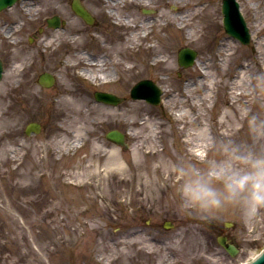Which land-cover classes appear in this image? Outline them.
I'll use <instances>...</instances> for the list:
<instances>
[{
  "label": "rangeland",
  "instance_id": "374dc122",
  "mask_svg": "<svg viewBox=\"0 0 264 264\" xmlns=\"http://www.w3.org/2000/svg\"><path fill=\"white\" fill-rule=\"evenodd\" d=\"M19 1L11 16L6 14L9 9L0 13V83L6 86L0 90V264H241L258 254L264 248V207L251 218L238 205L208 215L183 211V177L177 166L207 168L225 155L264 153V18L259 20L264 0H238L254 35L255 44L248 46L225 34L222 0H144L142 7L136 5L140 0H128L116 5L120 16H131L133 41L131 29L115 28L116 20L105 14L111 0H81L94 16L92 26L72 12L67 0L66 14L59 17L64 24L56 30L67 38L68 23L78 20L83 41L77 52L89 54L82 59L91 55L114 67L117 81L103 87L78 77L80 66L65 65L70 62L65 45L51 56L56 61H47L51 57L41 43L49 31L46 21L55 13L43 12L40 0H27L36 7L28 17L18 8ZM194 1L199 4L196 15ZM181 16H187L184 28ZM145 21H154L150 38L137 39L139 23ZM9 25L14 30L3 37ZM38 29L43 31L37 34ZM116 33L126 48L119 65L103 45L105 39L112 43ZM34 34L37 38L29 43ZM184 47L196 51L209 77L177 65ZM29 52L36 61H28L24 73ZM227 52L232 55L223 60L220 73L218 62ZM156 54L168 60L165 73L164 62L149 64ZM51 62L55 80L47 89L36 80ZM246 64L250 95L232 103L228 85ZM90 70L98 73L96 67ZM165 77L167 85L160 80ZM142 79L166 86L173 96L193 87L194 81L202 79L203 85L188 98L194 106L188 101L166 108V95L158 106L129 97V89ZM64 87L72 99H83L76 110L64 104ZM96 91L123 101L116 106L98 103ZM16 113L22 122L12 121ZM180 114L185 118L178 121ZM30 122L41 125L39 134H24ZM112 129L134 134H126L127 150L105 140ZM204 137L209 142L213 137L207 154H191V143ZM166 221L172 226L165 228ZM221 236L235 247L234 256L218 244Z\"/></svg>",
  "mask_w": 264,
  "mask_h": 264
},
{
  "label": "bare ground",
  "instance_id": "6f19581e",
  "mask_svg": "<svg viewBox=\"0 0 264 264\" xmlns=\"http://www.w3.org/2000/svg\"><path fill=\"white\" fill-rule=\"evenodd\" d=\"M67 0H40L39 5L41 7L42 10V6H43V12L46 13H50L51 11H53L55 13L56 16L61 17L64 16L66 14L65 12V3ZM79 3L81 0H78ZM128 0H111L109 2V5L105 4L107 6V11H106V15L108 17H113L116 22H113V26L115 28L118 27H122L123 29H131V38L133 41V37L135 36L134 30L135 26L132 25V20H131V16L126 14V15H119L116 11L115 6L116 5H122L125 4V2H127ZM178 1V0H177ZM131 3L135 4V1L131 0ZM81 4V3H80ZM147 3L144 2V0H140L139 2H136V5L139 7L145 6ZM199 4H196V1H194V15L198 14L199 12V8H198ZM14 7V6H13ZM9 8L8 11H6V14L8 16H11V14H14L16 9L15 8ZM18 8L21 10V12L23 14H25L28 17H31V11L35 10V6H31L30 4L27 3V0H21L19 2V6ZM256 11V10H255ZM260 12V11H259ZM34 13H32V15H34ZM119 17V18H118ZM121 17V18H120ZM264 17H261L259 20L263 19ZM119 19V20H118ZM185 20H187V16H181L180 18V25L183 23L184 25H181L182 28L185 27ZM154 21H145V23H139V27L140 29L138 31H140V34H137L136 36L138 37L137 39L143 40V39H149L150 38V32L148 31L150 29V27L152 26ZM164 22V21H163ZM15 24V23H12ZM255 25L258 24V21H255L254 23ZM144 26V28H143ZM14 27L13 25H9V27L5 30V33L3 37H8L9 35H11V33L13 32ZM257 30V28H256ZM259 30V29H258ZM42 31V30H41ZM147 31V32H145ZM67 32L70 34L69 37L67 38H62L60 33L55 29V28H49V31L46 33V36L42 39V47L44 48L43 50H40L41 54L42 51L43 52H48V56L51 57L56 51L59 50V48L63 45L67 46V61H70L69 63H65V65L67 67H75V66H80L82 69L75 72V74L78 77H82L85 78L87 80H89L90 82H93L96 86L98 87H103V85L105 84H111V83H115L116 77H115V72H114V67L111 68H107L105 61H97L96 59H94V57H92L90 55V59L89 60H84L82 59L83 56L87 55L89 57L88 53H79L77 52L78 46L81 45L82 41H83V35H80L81 32H83V28L78 24V20L74 19V21L68 23L67 25ZM251 37H252V41L255 44V40H254V35L253 32H251ZM95 39H97V36H95ZM124 42H126V39H123ZM103 45L104 48L107 50V52L112 53L116 56V60L114 61V65H119L121 63V61L124 60V58H121L122 54L126 53V48H125V44L119 41V35L116 33L114 38H113V42L110 43L109 40H104L103 41ZM51 46V47H49ZM154 46V45H153ZM152 45H150V47H153ZM49 48V49H48ZM134 46L132 45L131 49H133ZM75 50L77 53H71V51ZM260 52H256V54H258V59L259 61L261 60L260 57ZM230 55H232V53H225L223 57H221V61L218 62V68L220 69V73L223 67V63L225 61L226 57H230ZM54 57V56H52ZM49 58L47 59V61H56V58ZM155 59H152L151 62L149 64H152L153 62L157 63V62H164V66H163V72L165 73L167 71V69L169 68L167 61L165 59H159V57L156 55H154ZM28 61H36V57L34 55L33 52H29L27 55V60L24 62V64H22L23 67V72L25 73L27 70V64ZM66 61V60H64ZM205 62L202 64L200 63L198 60L195 61L194 65L192 66V69H194L195 72L197 73H201V76L205 77H209V73L205 72ZM260 64V63H258ZM54 67L53 63L51 62L49 64V68L47 69V73H50V70ZM92 67H96L98 70V73L96 75H94V73L90 70V68ZM131 67H126V71L130 70ZM248 65H241L238 69H237V76H235V79H233L231 81V83H229L228 85V89H227V94L229 93L230 95H232V103H236L241 97L245 98L248 97L250 95V92L248 90V84L247 82L244 80V76L245 73L248 70ZM74 69V68H73ZM11 70V67H10ZM261 71L264 73V68L261 69ZM51 74V73H50ZM100 78L99 80H96ZM200 78V76L198 77ZM160 80L164 81V84H168L166 81V77L165 78H160ZM198 85H203V81L198 80V81H194L193 82V87L188 88L187 86L183 87V89H181V91H178L177 94H175L174 96L172 95L174 92H171L170 89L167 90L166 86H161L162 88V92L163 95H166V97L169 98V102L168 101H163V105L167 107L171 106L172 108H176V107H180L181 104L185 103V102H190L191 106H194V103L191 102V100H189V96L191 93H193L196 89ZM215 84L212 85V89H214ZM5 90L6 86L2 83H0V90ZM64 93L60 94V95H67V98L64 99V104H66L68 107L72 108L73 110H76V108L80 107V104L83 103V99L79 98V99H72L71 97V92H69V90L64 87L63 88ZM214 93V91H213ZM176 97H179L180 99L177 100ZM213 104L216 102V95L213 98L212 97V101ZM138 104V103H136ZM135 106V105H134ZM16 118H12V121L15 122H22L23 121V117L19 114L16 113ZM246 115H244L245 117ZM112 117V115H111ZM185 116L183 114L179 115L178 121L184 119ZM193 121V120H192ZM203 133V132H202ZM130 134L129 136H134V134L132 133H128ZM190 135V134H189ZM205 135V133H204ZM206 136V135H205ZM213 143V137L211 138V142H209V139H207L206 137L202 138V141L199 140H195L194 142L191 143V147L189 149V152L191 154H195V155H206L207 152L209 151L211 145ZM116 146V145H115ZM118 147V146H116ZM247 154H250L249 152ZM257 256L256 253H254L247 261L246 263L252 261L253 259H255V257ZM244 264V263H241Z\"/></svg>",
  "mask_w": 264,
  "mask_h": 264
},
{
  "label": "clouds",
  "instance_id": "9594fccd",
  "mask_svg": "<svg viewBox=\"0 0 264 264\" xmlns=\"http://www.w3.org/2000/svg\"><path fill=\"white\" fill-rule=\"evenodd\" d=\"M177 171L183 177L181 208L190 214H214L238 205L251 218L264 207V153L229 154L207 168L189 164L177 166Z\"/></svg>",
  "mask_w": 264,
  "mask_h": 264
},
{
  "label": "water",
  "instance_id": "95a60500",
  "mask_svg": "<svg viewBox=\"0 0 264 264\" xmlns=\"http://www.w3.org/2000/svg\"><path fill=\"white\" fill-rule=\"evenodd\" d=\"M17 0H0V10L6 8L7 6H11ZM73 11L79 15L86 23L91 24L92 19L90 15L86 12V10L79 4L77 0L72 3ZM222 14H223V27L225 32L238 39L242 43H248L250 35L248 33V29L246 28L243 17L241 16L238 10V4L235 0H223L222 4ZM50 26H57V19L49 21ZM196 57V53L190 49H183L179 52L178 63L182 67H189L192 65L194 59ZM1 64H0V77H1ZM39 82L41 85L45 87H49L53 84V79L47 74H44L40 77ZM159 90H154L148 82H142L133 88L131 92V96L133 98H144L149 103L157 104L159 102ZM96 99L98 101H102L108 104H117L120 102V99L116 98L111 94L106 93H98L96 94ZM39 127L36 125H29L26 129V134L30 132H38ZM106 138L109 141H112L115 144L127 147L124 142V136L118 131H111L106 135ZM219 244L222 245L227 252L234 256L236 250L233 246H226L225 239L221 238ZM255 264H264V257L260 259Z\"/></svg>",
  "mask_w": 264,
  "mask_h": 264
}]
</instances>
